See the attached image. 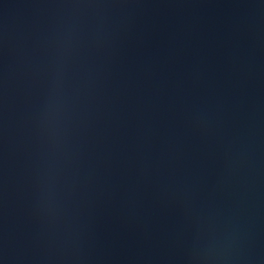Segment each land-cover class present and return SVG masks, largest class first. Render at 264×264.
<instances>
[{
	"label": "water",
	"instance_id": "1",
	"mask_svg": "<svg viewBox=\"0 0 264 264\" xmlns=\"http://www.w3.org/2000/svg\"><path fill=\"white\" fill-rule=\"evenodd\" d=\"M0 264H264V0H0Z\"/></svg>",
	"mask_w": 264,
	"mask_h": 264
}]
</instances>
